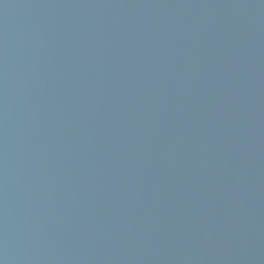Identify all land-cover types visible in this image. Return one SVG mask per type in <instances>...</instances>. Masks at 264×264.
Returning <instances> with one entry per match:
<instances>
[{
    "label": "water",
    "instance_id": "1",
    "mask_svg": "<svg viewBox=\"0 0 264 264\" xmlns=\"http://www.w3.org/2000/svg\"><path fill=\"white\" fill-rule=\"evenodd\" d=\"M0 264H264V0H0Z\"/></svg>",
    "mask_w": 264,
    "mask_h": 264
}]
</instances>
